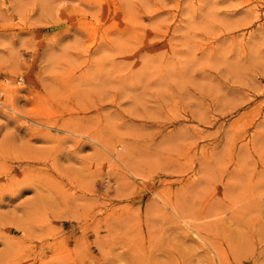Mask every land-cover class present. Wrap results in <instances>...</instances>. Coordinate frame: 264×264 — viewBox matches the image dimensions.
<instances>
[{
  "label": "rangeland",
  "instance_id": "1",
  "mask_svg": "<svg viewBox=\"0 0 264 264\" xmlns=\"http://www.w3.org/2000/svg\"><path fill=\"white\" fill-rule=\"evenodd\" d=\"M0 264H264V0H0Z\"/></svg>",
  "mask_w": 264,
  "mask_h": 264
}]
</instances>
